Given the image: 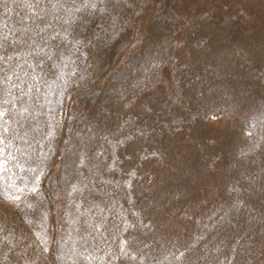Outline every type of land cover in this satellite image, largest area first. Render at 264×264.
<instances>
[{"label": "rangeland", "instance_id": "374dc122", "mask_svg": "<svg viewBox=\"0 0 264 264\" xmlns=\"http://www.w3.org/2000/svg\"><path fill=\"white\" fill-rule=\"evenodd\" d=\"M0 264H264V0H0Z\"/></svg>", "mask_w": 264, "mask_h": 264}]
</instances>
